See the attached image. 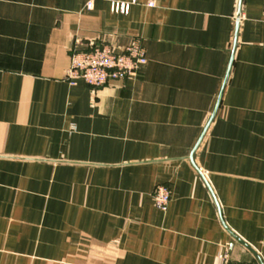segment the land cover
Wrapping results in <instances>:
<instances>
[{
  "label": "crops",
  "instance_id": "obj_1",
  "mask_svg": "<svg viewBox=\"0 0 264 264\" xmlns=\"http://www.w3.org/2000/svg\"><path fill=\"white\" fill-rule=\"evenodd\" d=\"M89 1L0 0V264H264V0ZM132 39L136 75L67 79Z\"/></svg>",
  "mask_w": 264,
  "mask_h": 264
},
{
  "label": "built area",
  "instance_id": "obj_2",
  "mask_svg": "<svg viewBox=\"0 0 264 264\" xmlns=\"http://www.w3.org/2000/svg\"><path fill=\"white\" fill-rule=\"evenodd\" d=\"M136 1L114 0L111 3V9L115 13L127 14L131 5ZM92 5L93 0H90L88 7ZM146 62V51L139 39H132L120 47L110 44L94 45L86 51H76L71 55L66 76L72 85H75L78 80H83L91 87L99 88L110 81L136 75L139 68ZM170 200V189L165 185H158L153 193L155 206L165 211ZM219 258L222 264H235L229 260L226 254L220 255Z\"/></svg>",
  "mask_w": 264,
  "mask_h": 264
},
{
  "label": "water",
  "instance_id": "obj_3",
  "mask_svg": "<svg viewBox=\"0 0 264 264\" xmlns=\"http://www.w3.org/2000/svg\"><path fill=\"white\" fill-rule=\"evenodd\" d=\"M240 17V12H238V18Z\"/></svg>",
  "mask_w": 264,
  "mask_h": 264
}]
</instances>
